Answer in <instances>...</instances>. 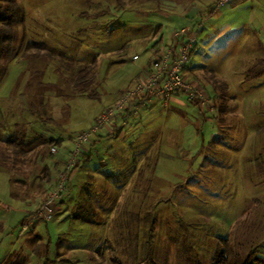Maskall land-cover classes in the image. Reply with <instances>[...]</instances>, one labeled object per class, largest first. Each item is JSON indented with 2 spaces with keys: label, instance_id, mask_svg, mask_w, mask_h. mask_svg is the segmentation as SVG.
Instances as JSON below:
<instances>
[{
  "label": "rangeland",
  "instance_id": "obj_1",
  "mask_svg": "<svg viewBox=\"0 0 264 264\" xmlns=\"http://www.w3.org/2000/svg\"><path fill=\"white\" fill-rule=\"evenodd\" d=\"M16 1L24 22L0 53V146L24 135L26 153L10 172L0 166V264H138L148 239L152 263L139 264H211L225 238L264 259V75L244 80L264 58V0L215 2L213 14L192 13L193 0ZM181 27L195 31L184 76L205 102L154 100L93 132L56 215L19 234L77 133ZM41 137L59 143L35 160Z\"/></svg>",
  "mask_w": 264,
  "mask_h": 264
},
{
  "label": "built area",
  "instance_id": "obj_2",
  "mask_svg": "<svg viewBox=\"0 0 264 264\" xmlns=\"http://www.w3.org/2000/svg\"><path fill=\"white\" fill-rule=\"evenodd\" d=\"M227 0H217L216 7ZM195 31L190 27H181L174 32L173 41L155 54L151 60L146 75L138 80L131 88L123 92L113 105L106 107L96 118L94 124L87 130L77 133L73 142V149L66 159L64 169L59 173L55 186L38 208L29 215L21 225L19 234L28 229L30 223L39 219L53 218L57 213V198L65 191L66 182L77 164L84 144L89 141L93 132H97L104 125L124 113L137 115L140 109L154 100L160 101L163 106L177 95L182 94L188 101L204 103V93L195 88L184 76L185 65L193 48ZM133 60L138 55L132 56ZM55 151V147H51Z\"/></svg>",
  "mask_w": 264,
  "mask_h": 264
},
{
  "label": "trees",
  "instance_id": "obj_3",
  "mask_svg": "<svg viewBox=\"0 0 264 264\" xmlns=\"http://www.w3.org/2000/svg\"><path fill=\"white\" fill-rule=\"evenodd\" d=\"M24 22V14L22 7L17 3L16 0H0V53L3 49L7 53H10L13 49V43L16 36L15 28L19 25H22ZM86 68L83 67L82 69L78 70L79 78L75 82V85L77 87L82 88L83 90L86 89L87 83L83 79H81V76L86 73ZM264 75V58L260 57L258 58L255 63L246 71V75L244 77V80L250 81L253 79H257ZM224 94L221 93L220 96H223ZM32 114H35L38 116L40 120H42V116L40 115L41 112L39 111H30ZM124 116L129 115L128 113L122 114ZM45 120V119H44ZM112 135V134H108ZM106 135V136H108ZM23 136H17V135H8L5 140H3L4 145L0 146V166L7 169L9 172L15 167L18 156L24 155L26 153V150L21 149L20 147L23 146ZM1 139V137H0ZM97 142V140H93L91 142L92 146ZM59 143L58 140L55 139H46L44 137H41L37 142L36 146L40 147L37 151H35V160L40 157L41 159V153L42 149L45 148L48 145ZM91 153L89 151L83 152L81 154V157L78 159L77 164L73 168V171L76 169V167L80 164L81 160L88 159L90 157ZM72 171V172H73ZM44 200V199H43ZM42 200V201H43ZM28 215H26L23 220L21 221V224L26 220ZM258 245L252 246L248 249H244L242 244L237 241V238L235 240L230 238L220 239V243L217 244L214 256L212 259L211 264H263L264 259H262L258 255ZM152 252H153V246L150 239L147 240V249L145 258L143 260H140L139 263L145 262V263H152ZM138 263V264H139ZM7 264H23L22 261L16 259V260H10ZM195 264H201L200 262H197Z\"/></svg>",
  "mask_w": 264,
  "mask_h": 264
},
{
  "label": "crops",
  "instance_id": "obj_4",
  "mask_svg": "<svg viewBox=\"0 0 264 264\" xmlns=\"http://www.w3.org/2000/svg\"><path fill=\"white\" fill-rule=\"evenodd\" d=\"M217 0H193V2H191L190 4H189V7H190V9H191V11H192V13H195V14H199V13H202V12H206L207 10H209V12L208 13H210V14H213V12H210L211 10H212V5L216 2ZM197 2L198 3H200L199 5L197 4ZM204 4H206V6H204ZM220 7V6H219ZM218 8V7H217ZM216 24L218 23V22H215ZM190 27H192V26H190ZM177 30V29H176ZM175 30V31H176ZM159 50V49H158ZM159 53V51H153L152 50V56L151 57H153L155 54H158ZM135 55V54H134ZM258 58H260V57H258ZM257 58V59H258ZM256 59V60H257ZM255 60V61H256ZM149 63V62H148ZM255 63V62H254ZM253 63V64H254ZM149 65H150V63L149 64H147V66H145L144 68H143V70L141 71V73H140V76H139V78H138V80L139 79H141V78H143L145 75H146V73H147V71H148V68H149ZM138 80H136V81H138ZM135 83V82H134ZM175 99H176V101H175V104L176 103H179V102H181L182 101V99L184 98V96L183 95H181V94H177L175 97H174ZM185 99V98H184Z\"/></svg>",
  "mask_w": 264,
  "mask_h": 264
}]
</instances>
